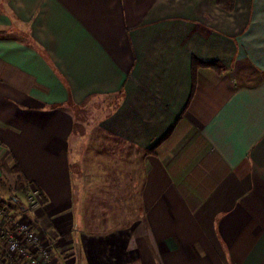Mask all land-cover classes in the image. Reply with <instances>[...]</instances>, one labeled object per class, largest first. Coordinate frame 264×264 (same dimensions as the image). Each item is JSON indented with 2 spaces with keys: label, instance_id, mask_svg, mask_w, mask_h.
<instances>
[{
  "label": "crops",
  "instance_id": "crops-1",
  "mask_svg": "<svg viewBox=\"0 0 264 264\" xmlns=\"http://www.w3.org/2000/svg\"><path fill=\"white\" fill-rule=\"evenodd\" d=\"M93 102L123 192L73 135ZM14 170L40 198L12 216L57 264H264V0H0V178L20 193Z\"/></svg>",
  "mask_w": 264,
  "mask_h": 264
},
{
  "label": "rangeland",
  "instance_id": "rangeland-1",
  "mask_svg": "<svg viewBox=\"0 0 264 264\" xmlns=\"http://www.w3.org/2000/svg\"><path fill=\"white\" fill-rule=\"evenodd\" d=\"M96 106H99V105L97 103L95 104L93 102L92 104H86L85 106H82L81 108H68V111L71 114L72 121L74 124L73 135L74 136L77 135V133L81 130V128H89L88 133H87L88 135H87L86 139L83 141L84 142V149H86L85 153H86V155L88 154V156L85 157L88 160L87 161L89 163L88 166L89 167L92 166L91 160L93 158L96 159L95 166H97V167L100 166V167L104 168L105 171L109 167L108 166L109 163L114 165L115 175H116V178H115L116 179V187H117L116 192H118V191L123 192V188H122L123 181L119 180L125 176L123 173L125 170V166H124L125 161L123 159L124 157L121 156V152H123V149H121V151H119L120 149H119L118 145H117V148L113 147V144H114L113 140H111V141H107V140L104 141L103 140L104 141V143H103V141L97 139L98 138L97 134L92 131V127L94 126L93 124L95 123L98 115L101 116L102 111L106 112L107 108L102 107V109H99ZM99 110H101V111L99 112ZM92 135H93V138H92ZM106 139H108V138H106ZM103 144H106L105 149L101 148ZM109 146L111 148H115L117 151L116 155H115L116 158H115L114 162H113L114 159H113L112 155L107 156V153H108L107 150L109 149ZM107 147H108V149H107ZM95 159H93V161ZM71 170H72L73 178L75 180V166H73L71 168ZM93 170L96 171L95 168H93ZM102 171L103 170L100 171V173H101L100 177H103V174L105 173ZM86 172L89 174H85V178H86L84 181V186L86 189L85 192L87 191L88 195L92 196L91 195L92 193L97 192V190L92 189V188H93L94 184L97 183L98 177H95L96 174L93 175V173L90 172V169H87ZM11 182H12L11 177L5 173L0 178V202L3 203L7 209L11 210L10 211L11 215L12 214L14 215L13 210L19 211L22 208L25 209L24 211L31 212V215H32L33 211H35L37 208H33V207L31 208L29 206V204L27 203L26 197H25V191L20 192V193H14L11 190V185H12ZM110 185H112V183H110ZM102 191L106 192V188H104ZM77 193H78V189L76 187L73 188L71 199L74 203L73 214L75 216L73 215V217H74L73 221H75V223H76V214L79 211V204L77 203V199H78ZM99 195H101V194H99ZM12 197L17 198L19 200V202L15 203V202L9 200ZM97 200H99V198ZM97 200H95V201H97ZM101 200H104V199H101ZM116 200H119V199L118 198L113 199V202ZM134 201L135 200L133 199L132 202H134ZM94 203H96V202H94ZM94 203L90 202L84 206V208L86 209L85 212L88 214V216H92L91 214H93L94 212L95 213L101 212V214H102V212L106 213V212H108L107 211L108 207L110 209H114L113 207H116L113 211L121 210L122 208H129L128 206H123V205H118V204L107 205L106 203H99V205L97 206ZM135 215L138 217V215L136 213L132 212V217H135ZM13 217H15V216H13ZM107 225H108L107 222H100V224L97 226V228L95 230L103 231L102 229H105L107 227ZM68 252H69L68 257L69 256L71 257L72 253L70 251H68Z\"/></svg>",
  "mask_w": 264,
  "mask_h": 264
},
{
  "label": "built area",
  "instance_id": "built-area-1",
  "mask_svg": "<svg viewBox=\"0 0 264 264\" xmlns=\"http://www.w3.org/2000/svg\"><path fill=\"white\" fill-rule=\"evenodd\" d=\"M25 197L32 208L39 206L36 189L26 188ZM0 263L57 264L50 245L40 230L28 221L15 219L0 202Z\"/></svg>",
  "mask_w": 264,
  "mask_h": 264
},
{
  "label": "trees",
  "instance_id": "trees-1",
  "mask_svg": "<svg viewBox=\"0 0 264 264\" xmlns=\"http://www.w3.org/2000/svg\"><path fill=\"white\" fill-rule=\"evenodd\" d=\"M216 4L218 7H220L221 9L229 12L231 11V9L233 8V0H215ZM197 67H211L215 70V72H220L222 70V67L218 64V63H215V62H200L198 60H195V59H192L191 60V69L192 71L194 72V69L197 68ZM167 135V133L165 134V136ZM163 136V138L165 137ZM12 178H13V185H14V190L16 192H19V191H24L27 186L25 187L24 185V181L23 179L21 178L20 174L17 172V171H13V174H12ZM9 200L15 202V203H18L19 200L15 197H12L10 198Z\"/></svg>",
  "mask_w": 264,
  "mask_h": 264
}]
</instances>
